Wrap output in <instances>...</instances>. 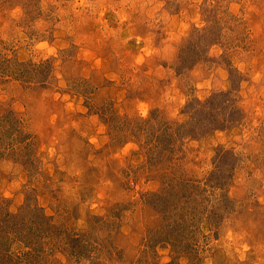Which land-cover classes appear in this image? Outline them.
I'll return each mask as SVG.
<instances>
[{
    "label": "rangeland",
    "instance_id": "1",
    "mask_svg": "<svg viewBox=\"0 0 264 264\" xmlns=\"http://www.w3.org/2000/svg\"><path fill=\"white\" fill-rule=\"evenodd\" d=\"M231 68L238 123L180 136ZM25 204L56 228L0 238L19 264H264V0H0V214Z\"/></svg>",
    "mask_w": 264,
    "mask_h": 264
},
{
    "label": "trees",
    "instance_id": "2",
    "mask_svg": "<svg viewBox=\"0 0 264 264\" xmlns=\"http://www.w3.org/2000/svg\"><path fill=\"white\" fill-rule=\"evenodd\" d=\"M202 34H204L202 31H197V34L193 35V37H191L190 40L192 41V39L194 38H196L197 40L204 39ZM199 35H201V37L198 38ZM210 40L212 43L213 41H215V39H210ZM191 41L188 44V47L194 46L192 49L193 51L191 52V55L190 53H187V54L185 53V55H183L185 58H182V56L180 57L177 70L187 69V66L189 65V63L193 66L194 63L196 62L197 55L200 56L201 54L199 53L198 50L200 49L199 46H202V44L198 46L197 41L195 42L192 41V43ZM229 73H230V82H231V88L229 91L212 94L204 102H200L199 100L194 99L191 102L187 103V105L184 108V110L186 111L185 113L189 115V124L195 123V125H193L187 131H185L184 128L186 127V125H189V124H186V125L178 124L179 130H180V132L178 133H181L180 136H183V135L191 136V137H196L200 135L205 136L207 133L211 131H214L217 129H226L238 123V120L241 117L240 115H238L239 110L235 108L236 100L233 98L232 95L238 90L240 86L239 84L240 77L238 75V72L233 68L230 69ZM228 104H230V108L233 106V109H229L226 112L227 115H224L222 118L220 119L216 118V114L221 113L220 112L221 110L223 112L225 110V107L229 106ZM218 110L220 111L218 112ZM215 111L217 113H215ZM237 116H238V119H237ZM167 133H169V127L166 128V133L164 132L163 134H167ZM167 138H171V136L168 135ZM228 155L229 154L225 155V157H227ZM219 156L220 157H218V159L216 160L217 161L216 170H214L213 172L214 175H218L216 178H214L215 184H217L218 181L222 183L223 180L225 181V179H228L230 175L229 173L227 174V172L232 170L231 166L229 164H226L225 157L221 155ZM218 185L220 186L221 184H218ZM192 197H196V194L191 196L190 198ZM25 210L26 212H28L26 214L27 218L26 217L23 218L21 223L19 222L17 223L15 221L18 218H20L19 215L13 216L12 214L6 213L4 216H2L0 214V217L4 219L3 220L4 224L1 225L0 238L6 239V240L8 239L12 242H14V240H16L17 242L20 240L25 241L24 243H25L26 248L31 245L30 247H32L39 254L47 256L49 253H48V249L45 248V246L36 247L32 241H29L26 239L28 237H31V239L33 238L37 240V238L39 239L40 237H45V235L43 234L44 232L47 233L46 236H49L50 234L53 235L56 227L54 224H51V221H50L51 219L47 217L45 214L41 213L39 208H37L36 206L25 204L23 207V211ZM27 224L28 226H26ZM178 224H179L178 222H175V226L176 225L178 226ZM175 230L179 233L181 231L179 226ZM78 236L80 235L77 233H74V234H69L68 238L70 240H73L72 244L75 246V248H77L78 253L81 254L83 253V250L80 247V244L77 242ZM155 239L156 238L154 235H150V237L147 239V244L152 245L151 241H154ZM165 239H168V238H165ZM162 240H163V236L161 238V241ZM174 240L175 241L173 242H175V244L176 242L181 241L179 238H175ZM180 244H183V243H180ZM6 255H10V254H6ZM16 257L17 256L1 257V254H0V262L3 263L2 260H11L10 264H19V260Z\"/></svg>",
    "mask_w": 264,
    "mask_h": 264
}]
</instances>
